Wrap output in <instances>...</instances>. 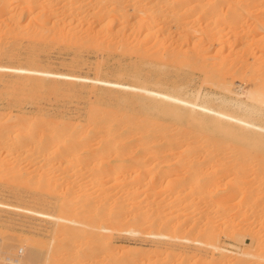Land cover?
Returning <instances> with one entry per match:
<instances>
[{"label":"bare ground","instance_id":"6f19581e","mask_svg":"<svg viewBox=\"0 0 264 264\" xmlns=\"http://www.w3.org/2000/svg\"><path fill=\"white\" fill-rule=\"evenodd\" d=\"M203 1L0 0V33H3V31L8 34L11 33L10 37L12 39L8 40L7 38L5 41H0V55L14 57L19 54L21 49L25 48V50L29 49V52H25L27 59L34 61L38 57L36 54L38 44L45 45L47 43V46L52 44L53 41L55 44V41L58 40L62 47L76 50L75 52L90 47L103 46L109 52L105 58L115 57L118 67L116 78L111 79L99 76L101 66H99L100 71L98 67L96 68L98 69L97 72L99 71L97 76L92 77L33 66L0 64V75L2 71H13L17 72L21 78L42 85H46L43 82H46L49 78L47 86L52 90L60 89L63 82L75 83L81 79L84 81V85L104 89L107 96H110L108 101L95 102L90 107L84 122L67 121L53 124L39 117L36 119L39 122H36L38 125L35 123L33 127H29L26 126L28 120L25 115H11L6 120H4V116L0 115L4 120L0 117V150H5V155L1 151L3 156H7L8 152L6 153V151L21 154L24 150L21 155L25 159H29V161L25 160L27 162L39 163L57 160L61 162V166L68 160L71 161L70 157L82 153L84 156L87 155L85 158L82 157L84 163L91 162L94 159L99 161H97L99 163L96 164L97 166L92 165L95 161L91 163L92 166L97 168L95 178L96 186H99L97 189H94L95 186L91 185L92 183L89 185L93 187H88L83 180L81 181L86 185L82 182V186L76 184L78 183L76 179L80 175L76 178L71 176L72 180L69 181L73 182V185L70 182H65L66 185H58L55 180H52L53 176L48 178V175V177H45L46 175L42 174L39 184L41 189L48 190V193L50 190L56 189L55 191H57L58 188L60 191L61 189L60 194L61 192L62 194H59L60 196L56 194L61 199H59L61 201L59 203L62 213L60 211H58L59 214L57 212L49 213L33 207L15 206L21 210L49 217L54 222V229L52 228L54 238L51 239L50 244L47 242L49 244L47 247H44L46 243L43 244V247H38L36 244L37 247L30 249L20 263L205 264L201 260L205 257V251L208 252L210 247L219 249L222 252H233V250L221 246L218 242H211L214 234L205 228L210 218L206 221L207 224L204 223L205 225L202 223L205 220L201 221L203 220L202 215L205 218V212L204 214L201 213L203 207L201 208L200 204H202V201L198 200L197 191L200 192L201 190L199 191L197 186L201 181L196 183L197 176L193 178L194 176L189 177L188 175V178H192L193 181L196 180L194 185L196 183L197 186L193 189L197 188L198 190L195 189L197 191L191 190L192 192L189 193L188 197H183V193L190 189L187 191L179 189L173 196L171 194V203H165L167 208L180 209L181 207L182 209V206L185 205L188 208L193 206L194 209L192 208L191 211L190 208L188 209L189 215L191 213L193 215L196 211L201 213L200 216L198 215L201 218L200 223L197 221L198 217L194 220L197 221L195 224L197 228L198 224L202 223L204 225V232L199 226L202 238H200L201 233L194 227L195 230L193 225V232L195 230L197 231L195 234L199 232L200 235L199 233L198 236L192 233L195 237L197 236L196 239H192V237L190 238L191 235L189 236L192 230L187 232L189 234L185 233L188 228H191L192 224L188 225V228L184 227L183 224H186L184 215H181L182 218L180 217L183 221H180V214L176 213L171 218L165 217L164 219L163 215L161 217V214H159L160 211L158 210L159 213L157 211V209L162 208V205L152 212L146 209L143 204L144 199L140 197L144 187L139 181L141 180L139 176L138 178L137 176H130L132 179L134 178L130 180L129 176L123 177V173L127 168L123 164L114 166L112 170H109L105 165V159L111 157L110 155L114 153L123 156L124 160L127 159L135 165L142 163L146 158H151V161H153L163 155H180V152H182L181 156H188L189 160H194L198 156L197 154L204 152L206 157L210 160H216V162L221 159L227 160V162L233 161L232 158L236 155L235 153L237 155L253 153L256 158L258 156L260 158L261 155L264 157V87L262 86L264 84L258 83L261 80L264 81V62L261 61L264 58V34L259 38L257 37L256 41L246 42L250 33L264 28V19L262 21L259 20L260 18L256 19L257 17L254 19L256 15H259L256 11L260 8L256 10L249 7L250 9L244 13L245 9L241 5L243 0H218V3L211 8H206L207 2L203 3ZM260 2L264 4V0H260ZM204 6L206 9H204ZM245 8L248 9V7ZM260 12H264V6ZM247 13L249 14L247 17L254 19L252 28L245 27L248 31L241 28L248 23L247 17L244 15ZM262 15L264 17V13L259 16L263 18ZM2 23L5 28L1 27ZM198 36L201 37L197 38ZM50 41L52 43L49 44ZM241 42H244V46L242 47L243 53L239 58L229 60L227 57L219 55L227 48L232 52L236 45ZM24 43L27 45L25 46ZM214 49H217V52L211 53ZM98 63L97 65H99ZM198 72L203 76L204 82L211 85V88L206 87L205 94L202 93V87L196 89L188 87ZM236 74H239L245 86L241 85L242 92L238 93L237 98H234L230 94L233 92L231 80ZM33 120L35 119L33 118ZM133 150H135L134 153ZM200 155H203V153ZM2 157L1 160L4 161ZM12 157L15 156L12 155ZM16 158L12 159L16 161ZM22 160L17 161L19 164L13 161L19 169L14 170L11 168L15 173V178L11 175L13 178V180L11 178V181H13L11 185H14L15 188L18 185L20 186V183L30 174V171L22 172L20 166ZM13 163L12 165H14ZM32 163L27 164L32 165ZM52 163L54 165V162ZM52 163L49 164L50 167ZM67 163L71 162L68 161ZM4 164L1 163L0 165L4 166ZM41 164L37 165L40 166ZM202 164L206 165L203 162ZM28 165H26V169H30ZM45 165L47 164L45 163ZM234 165H236V162ZM183 166L185 165L183 164ZM8 169L6 168V170ZM0 170H2V167ZM194 173L196 172L194 171ZM220 173L218 172L219 175L216 177H219ZM83 174L85 175V173ZM203 174L193 175H199V181L203 178H201ZM209 175L208 172L207 176ZM210 177L214 176H209L208 180L202 179L205 184L209 181L208 184L210 185V179H212ZM61 178L64 179V176ZM32 179L24 181L26 182L25 186L28 183V187L32 183L30 182ZM73 179L76 180V183ZM192 180L189 179L188 181L193 183ZM173 181L175 180H172V182L169 180L170 183H173ZM204 182L199 185L202 187ZM211 183H214V179ZM160 184L164 186L162 182ZM77 185L79 187H76ZM170 185L169 183L166 184L167 187ZM217 191L216 193H219L221 190ZM262 191L259 193L260 195L258 194L256 200L264 198V192L262 193ZM223 195L218 194V198ZM213 196H215V193ZM59 197L56 199L58 200ZM221 198L218 200L220 201ZM39 199L46 200V196L40 193ZM0 205H8V203L0 201ZM164 207L162 208L163 211L165 210ZM70 210H74L76 214L71 213L75 214L73 215L75 217L72 214L69 215ZM173 218H179V220L175 223ZM126 222H130L132 226L129 228L123 227ZM147 223L152 225L153 230L145 233L144 237H154L152 239L156 243L154 247L115 246L114 237L117 236L116 234L141 235L144 233L141 227H144ZM211 223L209 222L208 227ZM184 228L187 229L183 232ZM179 233L181 235L178 239L182 242L185 240V245L182 243L184 246L181 247L177 241L178 247L174 246L173 243V239H177L173 236H178ZM182 233L187 235L183 234L184 237H182ZM168 238L174 245L164 247L166 246V244L163 246L164 239L167 240ZM55 239L57 240L55 241ZM187 241L194 242V245H205V247L198 245L195 247L197 252L194 251L195 249L191 252L189 246L191 247L192 244L189 245ZM206 247L208 248L206 249ZM21 251H23V248ZM234 252L236 253V251ZM237 254L241 256L240 261L242 262L256 256L251 249L240 250ZM194 255L198 257H194ZM206 262L208 263V261Z\"/></svg>","mask_w":264,"mask_h":264},{"label":"rangeland","instance_id":"374dc122","mask_svg":"<svg viewBox=\"0 0 264 264\" xmlns=\"http://www.w3.org/2000/svg\"><path fill=\"white\" fill-rule=\"evenodd\" d=\"M204 2H207L206 8H208V7L211 8L212 6L214 7V5H216L218 3V0H204L203 3ZM241 5L245 9L244 13H246V10H249L250 8H255L256 10H258L257 8H260V10H258L259 12L256 11L257 14H259V15L264 13V12L263 13L260 12L261 8H263V6H264V4L262 2H260V0H243L241 2ZM245 7H248V9H246ZM206 8L204 6V9H206ZM248 13H250V12H248ZM248 13L244 14L245 17H247V15H249ZM259 15L258 16L256 15L254 17V19L257 17L256 19L260 18L259 20L262 21L264 19V17L262 15L263 18H261V16H259ZM245 17H244V19H245ZM248 18H250V17L248 16L246 18L247 22H248V23H246V26L241 27V28H243V29L245 27H247L248 29L252 28V21L254 19L252 20V18H250V20H248ZM263 22H264V20H263ZM1 27L5 28L3 23H2ZM248 29L246 30V28H245L246 31H248ZM256 31L254 33L249 34L250 36H248L249 39L246 41L247 43H249L250 41H256L259 37L263 36L264 28L259 29V31L257 29ZM10 34L11 33H9V34L5 33V31H3V33H0V41H5L7 38H8V40H12L10 37ZM199 37H201V36H198L197 38H199ZM51 41H53V40H51ZM51 41L49 42V44L52 43ZM26 43H24L25 46L27 45ZM46 44L45 45H43V44L39 45L38 44L39 47L37 45L36 54L38 57L34 61L27 59L28 57H27L25 52L26 51L29 52V49L25 50V48H24V49H21L19 51V54L17 56H14V57L13 56L8 57V55H0V64L33 66V67L42 68V69H49V70H53V71H61V72H67V73H75L77 75L92 76V77L95 75L97 76V73L100 71L99 66H101L102 69L100 71L101 73L99 72L100 75L98 74L99 76L108 77L111 79L116 78V69H118L117 59L115 57H112V56H110V58H105L106 54L109 52H107V48H104L103 46L90 47V48L84 49L80 52H75L76 50L66 49L65 47H62L60 41L58 42V40L55 41V44H54V41L50 45L46 46ZM243 46H244V42H241V43L236 45V48L232 52H230L229 49L227 48L223 52L219 53V55H221L222 57H227L229 60L239 58L240 55L243 53V51H242ZM216 52H217V49H214L211 53H216ZM261 61L264 62V58ZM100 62H102V63L100 64ZM97 63L99 65H97ZM97 67L99 69L98 72H97L98 69H96ZM49 80L50 79L48 78L46 80V82H43L46 85L34 84L31 80H27L26 78L19 77V74L17 72L2 71L1 75H0V115L4 116V120L8 119L9 116L15 115V114H18V115L22 114L23 116L25 115V118L28 120L26 126H29V127H33L36 122L39 123L38 120L36 121V119L39 117L41 119H45L46 121L52 122L53 124L63 123V122H67V121L84 122L90 107L95 102H97V101H108V99L110 98V96H107V93L105 92L104 89L95 88L93 86H86L83 84L84 81L81 79H79L75 83H70L67 81L63 82L61 85V88L58 90H52L47 86V84L49 83ZM241 82H242V79L240 78L239 74H236L232 77L231 88H232L233 92L230 93L232 97L237 98L238 93L242 92V86L241 85H243V82L242 83ZM258 83L264 84V81L261 80ZM244 86L245 85H243V87ZM262 86L264 87V85H262ZM188 87L192 88V89L202 87L201 88L202 93L205 94L206 87L211 88V85L209 83L204 82L203 76L198 72L195 74L194 79L190 82ZM1 118L3 120V117H1ZM33 118L35 120H33ZM37 123H36V125H38ZM35 127H37V126H35ZM42 127H41V129H42ZM43 128H45V127H43ZM1 151L4 152L5 150L4 149L0 150V156L3 154V152L1 154ZM7 152L10 153V151H6V153ZM22 152H21V154H22ZM134 152H135V150H133V153ZM138 152H140V151H138ZM8 153L6 155L9 158L7 156H3V155H5V152L2 155L4 158L1 156L2 159H4V161L1 160V157H0V160H1L0 162L2 164L5 163L4 166L0 165V169L2 167V170H0V201H5V203H8V205H0V242H1V244H0V264H9V263L10 264H22V263H20L21 260L23 259L24 255L26 253H28V251L30 249H32V248L35 249L37 246L43 247V244H45V243L47 245L45 244L44 247H47L50 244V242L52 241L51 239L54 238V235H53V233H54V231H53L54 224L53 223L54 222L49 217H46L44 215H40L37 213H31V212L26 211V210H21V209L16 208L15 206L21 205L24 207H26V206L30 207V208L33 207L34 209H41V210H44V211L49 212V213H56L57 212V214H59L58 211H60L62 213V210L60 208V203H61L60 200L61 199L59 197L62 194V192L60 194L61 189H60V191L58 188H57V191H55L56 189H54L53 191L50 190L49 193L47 192L48 190L43 189V188L41 189L39 184H40V180L42 179L41 176H43L42 174H44V176L46 175L45 177L49 176L48 178H52V176H53L54 179L52 178V180H55L58 185L59 184H62V185L65 184L66 185L67 182H70L69 180H72V178H76V176L80 175L76 179V180H78L77 181L78 183H76V180L73 179V181L76 184H78L79 186H82L83 184H85V183H83V181H84L87 183L88 187L92 188L93 186H95L96 188L94 187V189H97L99 187L98 185L96 186L97 183L95 181L96 174H97V168L94 166H97L99 164L98 163L99 161H98V159H94L91 162H85L84 163V158L87 157V155L85 154V156H84V154L81 153V154H77V155L75 154L74 156L70 157L73 161L72 160L71 161L68 160V161L71 163H67L68 162L67 161L66 163H63V165L60 166L61 162H59L57 160H51L49 162H39V163L36 162L37 164L42 163L39 166L34 161H33V163H32V161H30V162L25 161L27 158L25 159L24 157H22L23 155H21L17 152L16 153L11 152L12 154L10 153L9 155H8ZM181 153L182 152H180V155L176 154V156H175V154H173L172 156L171 155L170 156L163 155L161 158L158 157V159H154V160H153V158H155V157H153L152 160L154 162L151 161V158H148V159L146 158L147 161L144 159L146 162L143 161L142 163H140L138 165L132 164L129 161H127V159L124 160L125 158L123 156H120L119 154L114 153V154L110 155L111 157H109V158L107 157L105 159V163H106L105 165H107V168L109 170H112L114 166L119 165V164L120 165L123 164L124 166L127 167L126 168L127 171L125 170V173H123V177L129 176V178H131V177L137 176V178H138V176H139L141 178V180H139V181H141V183L144 185V186L142 185V187H144V190L141 192V195H140V197H142V199H144V203H143L144 206H146V209H149V211H151V212L155 208H160L161 205H162V208L165 206L164 211L162 210V208H160L161 210L157 209V211L158 210L160 211V213H159V211H158V213L161 214V217L163 215L164 219H165V217L168 219L171 218V216L175 213L180 214L179 218L181 217V215L182 216L184 215V220L186 221V222L184 221L186 223V224H183V225H185L184 227L188 228V225L192 224L191 228L193 225H194L193 228L194 227L197 228V225L195 226V224L197 221L200 223L201 218H199V216L201 215V213L204 214V212H205V218L206 219L204 218V215H202L201 217H203L202 218L203 220H201V221L205 220V222H202L204 224L210 218V220L208 221V224L206 223L207 227L205 224L204 225L208 231H210V232L212 231L211 233L214 234L213 235L214 237L212 236L213 238H211V242H214V243L218 242V244H220L221 246H224L230 250H233V252H227V251L222 252L221 250L219 251V249H215L212 247H210V248L206 247V249L208 248V252H207V250L205 251L206 254L204 252L205 257L201 260L205 264H264V218H263L264 210H262V209H264L263 208L264 207V198L256 200V197H258V194L261 193V190H263L262 193L264 192V165H263L264 164V161H263L264 157L261 155L262 158L261 157L258 158L259 156L256 158V156H254L253 153L252 154L251 153H245L246 155L243 153H242V155L241 154L237 155V153H235L236 154V155H234L235 158L234 157H233L234 159L232 158L233 161L227 162V160L224 161V159H221L220 161L217 160V162H216V160H210L208 157H206L204 152H200L199 154H197L198 156L195 157L194 160L193 159L189 160V157L188 156L185 157V155L181 156ZM202 153H203V155H200ZM226 153H228V152H226ZM17 154L20 155L22 158L19 157ZM12 155L15 157H12ZM251 155H253V156H251ZM236 156H238V157H236ZM245 156L247 157V159ZM16 157L18 159H20L19 161H21V159H23L22 160L23 162H20L21 163L20 166L23 170L22 172H26V171L29 172L30 171V174L27 173L30 176H28L25 173L27 175V178L24 181H27L28 179L33 178L32 181L30 180V182H32V183H30L31 185L29 184L28 187H27L28 183L25 186L26 182H24V181H23L24 183L23 182L20 183V186L18 185V186H16V188L14 185H13L14 187L11 185V184H13V181H11V178L12 177L15 178V176H14L15 173L13 171L17 170V168H18V166H16V164H14V163L19 162ZM82 157H84V158H82ZM167 157L170 159H168ZM10 158L11 159L16 158V161L14 159L11 160ZM200 158H202V159H200ZM238 158H240V159L238 160ZM8 159H10L11 161ZM235 159H236V161H235ZM256 159H257V161H256ZM27 160L29 161V159H27ZM5 161H7V162H5ZM9 161L11 164L10 163L8 164ZM13 161H14V163H13ZM94 161H95V163L92 164L94 166H92L91 163ZM186 161H188V162H186ZM52 162H54V165ZM190 162H191V164H190ZM193 162H194V164H192ZM202 162L206 165H203ZM235 162H236L237 166L234 165ZM12 163L15 166L12 165ZM27 163H32V165L31 164L28 165ZM45 163L47 165H45ZM51 163H52L53 167L52 166L50 167ZM166 163H167V165H166ZM35 164L37 166V167L35 166V168L37 170L35 168H33ZM43 164H44V166H43ZM55 164H58V165H55ZM64 164H66V165H64ZM183 164L185 166H183ZM188 164H189V166H188ZM26 165H28V167L30 166V169L28 168L29 170L26 169V167H27ZM48 165L50 168L48 167ZM164 166H165V168H164ZM232 167H234V168H232ZM245 167H247V168H245ZM6 168H9L10 171H9V169L6 170ZM11 168L14 170H11ZM248 168H250L251 170ZM192 169H193V171H192ZM218 169H219V171H218ZM199 170H201V171L199 172ZM33 171H35V172H33ZM86 171H88V172H86ZM158 171H159V173H158ZM194 171L196 173H194ZM217 171L219 173H220V171H222L220 173L221 177L220 176L216 177L219 175ZM188 172L189 173L191 172V173L189 174ZM208 172L210 174L209 176L215 177V178L210 177L212 179L209 178L211 182L214 179V183L210 182V185L208 184L209 181H207V183H206L207 185H206L204 180H202V179L208 180V177H209V176H207ZM215 172H217V173L215 174ZM8 173H10V174H8ZM83 173H85V175L86 174L87 175L85 176ZM132 173L134 174V176ZM197 173L198 174L204 173L203 174L204 176L203 175L201 176V178L202 177L203 178L200 179L199 181H198L199 175H193V174H197ZM151 174L154 176V178ZM11 175H13V176L11 177ZM188 175H189V177L194 176L193 178H195V176H197V179H196L197 182L196 183H199L201 181L199 184L201 185V183L204 182L203 185H206V186L202 185V187H203L202 188L199 184H198V186L196 183L194 185V182L196 180L194 179V181H193L192 178H188ZM63 176H64V179L61 178L62 179L61 180L60 177H63ZM65 176H67V177H65ZM71 176H73V177L71 178ZM177 177H178V179H177ZM13 178H12V180H13ZM79 178H81V179L79 180ZM133 179L131 178L130 180H133ZM160 179H161V181H160ZM189 179H190V181L192 180L193 183L188 181ZM81 180H83V181H81ZM169 180L171 182H172V180H175V181H173V183H170ZM176 180H178V181H176ZM62 181H63V183H61ZM158 181L160 183L162 182L164 184V186L162 184H160ZM8 182L9 183L12 182V183L9 184ZM167 183H169L171 185L169 187H167L166 186ZM21 184H24V185H21ZM70 184L73 185L74 183L70 182ZM89 184H91L93 186H91ZM78 185L76 187H79ZM232 185H234V186H232ZM196 186L199 189V191L201 190L200 192L197 191L198 190L197 188H195L197 190L193 189ZM163 187H164V189H163ZM259 187H261V188H259ZM204 188H206V189H204ZM179 189L180 190L183 189V191H187L188 189H190L187 192L183 193L185 195V196L183 195V197H186V196L188 197L189 193L192 192L193 190H194V192L197 191V193L199 195V196L197 195L199 198L198 200L200 202L202 201L201 202L202 204H200V206H201V208L203 207L204 210L201 209L202 210V212L200 210L201 213H199V211L194 212L193 213L194 216H193V215H191L192 213L189 215V210L191 211L193 208V206H190V204H188L190 206L189 207L190 209L188 208L187 205L182 206V209H181V207H180V209L175 208V207L167 208V204H165V203H171V201H172L171 194L173 196L175 192L179 191ZM115 190H117V189H115ZM217 190H221V191H219V193H216V192H218ZM208 191H209V193H208ZM213 191L215 193V196H213L214 195ZM44 192H45V194H44ZM52 192H55V193H52ZM113 192H115V191H113ZM40 193H41V195L46 196V200H40L39 199ZM56 193L58 195L59 194L60 195L58 196ZM223 193H224V195H223ZM218 194L219 195L221 194L223 196H220L218 198ZM54 196H55V198H54ZM200 196H202V197H200ZM57 197H59L58 200L56 199ZM200 198H202V199H200ZM220 198H221V200L219 201L218 199H220ZM170 199H171V201H170ZM173 199H174V197H173ZM214 199H216V200H214ZM208 200H210L209 203H208ZM59 201H60V203H59ZM58 206H59V208H58ZM205 207L207 208L208 211L206 210ZM184 209H185V211H184ZM174 211H176V212H174ZM68 212H66V213H68ZM71 212L75 213L74 210H70L69 215L72 214V216H73L76 214V213L73 214ZM178 212H181L182 214L178 213ZM196 213H198V214H196ZM73 217H75V216H73ZM197 217L199 220L197 219ZM179 218H173L175 220H173V219L172 220L175 221V223H176L177 220H179ZM195 218L197 219V221L194 220ZM211 218H212V221H211ZM180 221H183V219H181ZM149 222L151 223V221H149ZM209 222H212L210 224V227L212 226L211 228L208 227ZM150 223H147V225H145L144 227H141L144 231V233L141 235H133L130 233L116 234L117 236L114 237L115 246L116 245L118 247H120L119 245L134 246V247L139 246V247H146V248H150L151 246L154 247L156 245V243H154L152 241V239L154 237H152V236L147 237V238L144 237L145 233H148L149 231L153 230V228H151L152 225ZM202 223L200 225L198 224V228H197V231H199L201 233V235H200V233L198 232L199 235L201 236L200 238H202V232H204V225ZM130 226H132V225H130V222H128V223L126 222V224L123 227L129 228ZM199 226L203 229L202 232H201V229L199 228ZM187 228H184L183 232ZM191 228L190 229L188 228V230L185 231V233L192 230V231H190L191 232L190 234L189 233H187V234H189V236L191 235L190 238L192 237V239H196V237L198 236V233L195 234L197 232V231H195L196 229L194 228L195 230L193 232V228L192 229ZM212 229H214V230H212ZM207 230H205V231H207ZM180 233L177 234L178 236H173V237L177 238L176 240H175V238L174 239L171 238L174 240L173 243L175 245L173 243H171L170 238H168L167 240L164 239L165 242H163V246L166 244V246H164V247H167V246L169 247V245L173 244L174 246L178 247V243H179L180 247L184 246L185 240H183V242H182L180 239H178V238H180L179 237V235H181ZM185 233H182V235ZM192 233L194 235H197V236L195 237ZM187 234H185V236ZM119 235H121V236H119ZM189 236H187V237H189ZM182 237H184V235ZM56 240L57 239H55V241ZM55 241L53 240V242H55ZM176 241L178 243H176ZM168 243H171V244H168ZM180 243H181V245H180ZM182 243L184 245H182ZM193 243L194 242H192V241H191V243L188 242L189 245L192 244L191 247L189 246V249L191 248L190 249L191 252L194 249H195L194 251H196L195 247L199 245V244L194 245ZM36 244H37V246H36ZM124 244H126V245H124ZM12 245H15V246H12ZM199 246L205 247V245H203V246L199 245ZM192 247H194V248L192 249ZM22 248H23V251H21ZM24 248H28V249H24ZM247 249H251L252 251H254L256 256L250 257L247 261L242 262V261H240L241 256H239V254H237V252L240 250H247ZM234 251H236V253ZM225 252H227V253L225 254ZM100 253L102 254V252H100ZM194 257H198V256L194 255ZM98 258L100 260H102L100 257H98ZM205 260L208 261V263Z\"/></svg>","mask_w":264,"mask_h":264}]
</instances>
